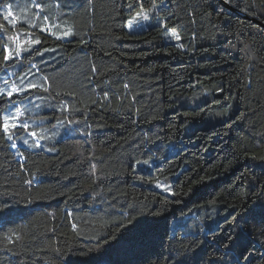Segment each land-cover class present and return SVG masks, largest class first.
<instances>
[{
	"label": "trees",
	"instance_id": "trees-1",
	"mask_svg": "<svg viewBox=\"0 0 264 264\" xmlns=\"http://www.w3.org/2000/svg\"><path fill=\"white\" fill-rule=\"evenodd\" d=\"M37 2L39 19L32 0H0L19 19L0 11V46L41 40L0 78L50 85L28 93L27 131L0 133V264H177L178 250L180 264H264L249 215L264 204V27L220 0H146L159 21L138 32L136 0ZM229 3L264 23V0ZM44 15L73 35L23 19ZM21 99L0 97V116Z\"/></svg>",
	"mask_w": 264,
	"mask_h": 264
},
{
	"label": "snow or ice",
	"instance_id": "snow-or-ice-1",
	"mask_svg": "<svg viewBox=\"0 0 264 264\" xmlns=\"http://www.w3.org/2000/svg\"><path fill=\"white\" fill-rule=\"evenodd\" d=\"M34 6L36 9H39L40 11H37L35 13V17L37 19L40 18L43 7L42 5L37 2V0H32ZM146 0H136V4L139 6L140 11L135 14V16L129 21L128 27L129 29L133 28L136 25H139L141 21H149L151 16L155 14L156 11H158V5L152 4V11L149 12L144 8V3ZM230 2V0H229ZM19 7V5H17ZM133 5H129V8L131 9ZM2 11V19L8 24L15 26L17 23H19V19L13 17L12 12V4H6L3 6ZM25 23H27L28 27L31 28H39L41 32L47 31L51 35L55 36L57 39L67 38L71 35H73V29L71 27L65 28L62 32H55L53 31V27L55 25L49 26V16L44 15L43 21L44 23L37 24L35 20H29L26 16L23 18ZM162 23L163 26L166 27V22H158ZM0 30L7 31V29L4 27L3 24H0ZM34 33L32 31H23L17 32L14 34H9L7 36V40L11 42V46L9 43H4L2 46H0V63H2L5 67L9 66V62H12L13 64H16L17 61L22 63V54L23 53H30L34 51V45H38L41 43V40L39 36H36L33 38ZM165 36L169 39L174 38L175 40L179 41L181 38L176 32L168 33L165 32ZM179 48H183L182 44L178 45ZM41 54L42 53H38ZM18 67L19 65L16 64ZM32 67H36L35 65H32ZM14 75V73H13ZM32 75L31 71H29L27 74H23L21 77L17 80H12L10 82L9 79H2V83H0V97H7L9 101L12 100L14 96L16 97H22L20 103H10L9 106L4 110V114L0 116V133L4 135V137L7 140H12L13 136L16 134L17 130L23 129L27 131L30 128L29 123L26 120H23L22 118L26 116V114L30 111V108L28 107V104L30 103L28 93L31 90H43L45 92L49 91L50 85L46 86L47 83V77H44L43 80L45 83H39L36 80H27V76ZM27 81V82H26ZM61 107L67 108V105H62ZM59 123V122H58ZM71 123V121H69ZM33 138V142L30 144L27 139L24 140L25 145H29L32 148H38L41 147L40 141L45 139L46 137L43 134H38L36 131H31L29 133ZM13 148L16 147L15 144L11 145ZM260 159L264 160V157H261ZM144 163L149 164L148 160L144 161H137V163ZM28 183H31L29 181ZM158 187H162L164 191H170L171 189L160 183V181H156ZM249 215L253 219H258L261 224H264V204H260L257 206H253V208L249 209ZM17 235V234H13ZM17 235V239H18ZM8 240L12 242V238L8 237ZM185 255L179 253L178 250V260L177 264H180L179 257Z\"/></svg>",
	"mask_w": 264,
	"mask_h": 264
},
{
	"label": "water",
	"instance_id": "water-1",
	"mask_svg": "<svg viewBox=\"0 0 264 264\" xmlns=\"http://www.w3.org/2000/svg\"><path fill=\"white\" fill-rule=\"evenodd\" d=\"M226 7H228L229 9L233 10V11H237L239 14H241L242 16H244L245 18H248L250 20H253L255 23L260 24L261 26L264 27V23L262 21H260L259 19L252 17L251 15L244 13L240 10H238L236 7H234L233 5H231L229 2H227L226 0H220Z\"/></svg>",
	"mask_w": 264,
	"mask_h": 264
},
{
	"label": "rangeland",
	"instance_id": "rangeland-1",
	"mask_svg": "<svg viewBox=\"0 0 264 264\" xmlns=\"http://www.w3.org/2000/svg\"><path fill=\"white\" fill-rule=\"evenodd\" d=\"M135 16V15H134ZM133 16V17H134ZM132 17V18H133ZM131 18V19H132ZM130 19V20H131ZM157 21H159V19H155V18H150V20L149 21H141V23L139 24V25H136V26H134L133 28H131V29H129L131 32H138V31H140V30H142V29H144V28H147L148 26H150L151 24H153V23H155V22H157ZM129 28V27H128ZM161 184H163V185H165L164 184V182H160Z\"/></svg>",
	"mask_w": 264,
	"mask_h": 264
}]
</instances>
